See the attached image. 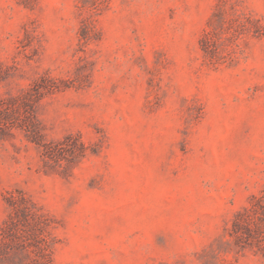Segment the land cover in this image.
<instances>
[{
  "label": "rangeland",
  "instance_id": "1",
  "mask_svg": "<svg viewBox=\"0 0 264 264\" xmlns=\"http://www.w3.org/2000/svg\"><path fill=\"white\" fill-rule=\"evenodd\" d=\"M0 264H264V0H0Z\"/></svg>",
  "mask_w": 264,
  "mask_h": 264
}]
</instances>
